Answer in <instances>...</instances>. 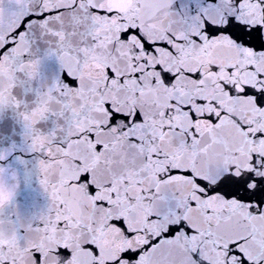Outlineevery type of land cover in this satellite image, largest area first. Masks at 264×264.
I'll return each mask as SVG.
<instances>
[{"label": "snow or ice", "instance_id": "6c2138e0", "mask_svg": "<svg viewBox=\"0 0 264 264\" xmlns=\"http://www.w3.org/2000/svg\"><path fill=\"white\" fill-rule=\"evenodd\" d=\"M6 121L0 264H264V0H0Z\"/></svg>", "mask_w": 264, "mask_h": 264}, {"label": "water", "instance_id": "95a60500", "mask_svg": "<svg viewBox=\"0 0 264 264\" xmlns=\"http://www.w3.org/2000/svg\"><path fill=\"white\" fill-rule=\"evenodd\" d=\"M11 123L10 121H6L2 126H0V131L4 133V138L0 139V143L8 144L11 142L15 137L11 135Z\"/></svg>", "mask_w": 264, "mask_h": 264}]
</instances>
